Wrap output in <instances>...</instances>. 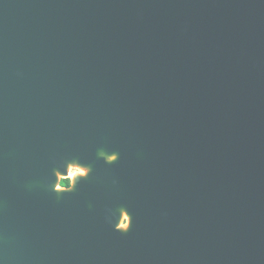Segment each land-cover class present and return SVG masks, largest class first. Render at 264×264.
Here are the masks:
<instances>
[{
  "label": "water",
  "instance_id": "1",
  "mask_svg": "<svg viewBox=\"0 0 264 264\" xmlns=\"http://www.w3.org/2000/svg\"><path fill=\"white\" fill-rule=\"evenodd\" d=\"M0 264H264V0H0Z\"/></svg>",
  "mask_w": 264,
  "mask_h": 264
},
{
  "label": "clouds",
  "instance_id": "2",
  "mask_svg": "<svg viewBox=\"0 0 264 264\" xmlns=\"http://www.w3.org/2000/svg\"><path fill=\"white\" fill-rule=\"evenodd\" d=\"M79 170L78 169H73V175H75ZM86 175V173H85ZM69 179H64L61 178L60 182H59V186L56 189V191H62V192H66V191H70L73 187V183L71 185L65 183V181H67ZM131 227V223L129 221V219H125L124 220V226L121 229L122 232H127Z\"/></svg>",
  "mask_w": 264,
  "mask_h": 264
},
{
  "label": "bare ground",
  "instance_id": "3",
  "mask_svg": "<svg viewBox=\"0 0 264 264\" xmlns=\"http://www.w3.org/2000/svg\"><path fill=\"white\" fill-rule=\"evenodd\" d=\"M73 169H75V167H71L69 170V174H68V177L70 176V178H72L73 182L75 181L77 175H82V176L85 175V174H83L84 170H82V169L79 170L80 173H76L75 175H73ZM125 219H127V218L125 217Z\"/></svg>",
  "mask_w": 264,
  "mask_h": 264
},
{
  "label": "rangeland",
  "instance_id": "4",
  "mask_svg": "<svg viewBox=\"0 0 264 264\" xmlns=\"http://www.w3.org/2000/svg\"><path fill=\"white\" fill-rule=\"evenodd\" d=\"M77 173H80L79 171ZM83 174H85V171H83ZM68 179L70 180V183H72V178H70V176L68 177ZM125 219V218H124ZM123 226V225H122Z\"/></svg>",
  "mask_w": 264,
  "mask_h": 264
},
{
  "label": "trees",
  "instance_id": "5",
  "mask_svg": "<svg viewBox=\"0 0 264 264\" xmlns=\"http://www.w3.org/2000/svg\"><path fill=\"white\" fill-rule=\"evenodd\" d=\"M65 183H67V184H69V185L71 184V183H70V180L65 181Z\"/></svg>",
  "mask_w": 264,
  "mask_h": 264
}]
</instances>
